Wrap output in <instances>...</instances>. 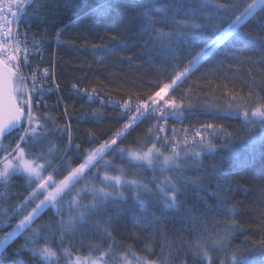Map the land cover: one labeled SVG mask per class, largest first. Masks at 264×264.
<instances>
[{
	"label": "snow or ice",
	"instance_id": "6c2138e0",
	"mask_svg": "<svg viewBox=\"0 0 264 264\" xmlns=\"http://www.w3.org/2000/svg\"><path fill=\"white\" fill-rule=\"evenodd\" d=\"M112 2L118 3L119 0ZM57 4L58 0H0V232L10 229L0 237V253L6 251L14 238L27 232L25 242L13 250L14 255L27 250L35 264H60L62 256L70 258L71 251L64 248L62 254L58 253L52 246V237L42 236L48 229L60 233L58 239L62 245L66 235H74L78 229L93 235L102 233V241L112 240L111 224L128 213L144 229L160 224L162 219L168 218L169 212L194 229L209 213L231 215L236 209L229 207L225 210L226 201L219 194L224 190L222 181H217V191L211 193L218 203L209 205L199 197V193L211 187L208 181L213 177L224 174L217 164L205 166L203 156L226 149L228 154L221 157L220 165L229 163L236 153L235 147L230 144L233 134L225 132L223 126L217 129L215 124L206 123L193 129L177 130L173 127L172 138L169 139L167 122L170 119L182 121L193 114L185 110L192 108L191 103L185 104L188 90L182 93L178 90L195 71L213 58H221V65L225 61L236 62L239 59L235 49L226 45L242 44L245 49L264 50V36L257 38L250 29L245 30L251 21H255V27L264 32V18H257L256 15L258 11L264 12V0H166L159 7L162 13L159 19L152 15L156 6L151 0H135L145 37V54L153 57L146 63L161 66L156 68L146 85L141 83L135 91L128 92L126 99L107 101L117 111L115 119L123 122L107 138H98L93 132H87L90 147L82 154L80 144L72 149L73 140L67 128H53L50 124H56L55 117L47 111L43 116L40 114L39 105L44 94L41 81L49 75L48 70H43L42 77L35 70L30 76L24 72L30 66L28 57L32 49L39 50L40 41L21 33L18 25H30L34 18L43 23L48 16H54L59 11L55 6ZM64 4L66 8L75 7L74 0H64ZM92 11L100 16H106L109 11H115L117 15L125 14L118 7L111 8L108 3ZM181 11L183 19L177 20L175 16ZM169 20L173 31L163 32L156 28L158 23L167 24ZM13 23L17 24L15 30ZM198 43H202L203 47L196 51ZM246 62L258 63L264 68V61ZM164 64L167 66L164 67ZM72 87L75 89L76 85ZM81 91L88 95L90 102L94 100L95 89L93 92ZM224 98L226 103L222 109L213 111L208 105L203 110L204 114L215 118L234 114L241 121V131L247 132L241 137L244 147L264 143V78L257 81L253 77L246 96L239 92H226ZM104 103L101 99V104ZM92 115L95 117L97 113ZM145 121L150 122L146 132L134 142L125 143V137ZM65 131H69V135L63 149L48 140L56 133H60L58 138L63 139ZM216 138L222 141L219 146L215 143ZM37 148L41 150L33 154L32 150ZM69 151H73L74 158L80 163L75 167L69 163L64 169L66 175L57 179L61 169L54 163L59 161V165L63 166ZM130 168L136 169L131 178L128 175ZM145 168L153 172L152 178L147 181L139 178ZM157 171L163 179L157 180ZM189 171L199 174L189 175ZM16 176L24 177L31 190L19 204L6 206L11 198V181ZM81 181H84L83 186L77 187ZM228 191H232L230 186ZM127 192L131 193V206L128 205ZM192 193L197 194V200L192 206H187V197ZM68 197L70 199H66ZM82 200H87V203H81ZM201 202L202 212L193 215L196 203ZM31 204L35 206L28 210ZM137 204L143 206L142 214L136 212ZM156 208H159L160 216L152 211ZM46 209L54 210V215L60 219L55 224L51 221L44 225L36 224ZM13 220L17 222L13 224ZM93 220L95 223L90 224ZM236 227L233 221L224 232L217 231L212 240V250L226 249ZM157 232L162 240H166L162 229L152 227L151 235L155 236ZM175 243L178 247L173 248V241L166 240L162 245L168 247L166 255L162 253L155 260L137 258L136 264H187V252L185 258H180L183 250L191 251L193 259L200 264L203 261L212 264L213 258L206 242L196 239L194 243H189L178 232ZM114 249V242L108 245L106 251L92 246V250L99 254L95 258L91 255L85 259L77 257L74 264H121V261L128 264L127 256H115ZM148 250L151 251V246ZM229 255L230 262L227 259ZM258 258L260 264H264V239L251 248L225 253L220 258V264H253ZM20 264L25 262L21 260ZM69 264H72L70 260Z\"/></svg>",
	"mask_w": 264,
	"mask_h": 264
},
{
	"label": "trees",
	"instance_id": "16d2710c",
	"mask_svg": "<svg viewBox=\"0 0 264 264\" xmlns=\"http://www.w3.org/2000/svg\"><path fill=\"white\" fill-rule=\"evenodd\" d=\"M151 2L156 6L152 15L159 19L162 16L159 7L166 0H151ZM74 3L75 7L66 8L64 0H58V4L55 6L59 8V11L54 16H48L43 23L34 18L30 25L20 23L18 27L21 33H26L29 38L34 36L40 41L39 50L33 48L28 57L30 66L24 69L25 74L30 76L31 72L35 70L37 75L42 77L44 69H47L49 73L41 81L44 84V94L40 100V114L43 116L47 111L49 115L55 117L56 124H50L53 128H67L71 132L73 140L72 149L75 150L76 144H80L82 154L85 149L90 147L87 132H93L98 138H107L123 122L115 119L117 111H114L113 105L107 101L126 99L128 92L135 91L141 83L146 85L156 68L161 65L146 63L153 57L145 54L143 47L145 37L142 34L141 20L137 16L138 9L135 6V0H119L118 3H113L112 0H74ZM104 3H108L113 9L120 8L125 14L117 15L115 11H109L106 16H100L92 11ZM169 15L171 16V13ZM256 15L257 18H264V12L258 11ZM183 16L184 13L181 11L176 14L175 18L180 20L183 19ZM156 28L163 32L173 31L171 20L167 24L158 23ZM249 29L257 38L264 36V32L255 27V21H251L249 28L245 30ZM58 32L59 37L57 36ZM226 46L234 48L239 59L236 62L225 61L221 65L219 63L221 58H213L199 71L194 72L191 78L178 90L180 93L188 90V99L185 104L191 103L192 108L185 110L191 111L193 114L182 121L170 119L167 122V136L169 139L172 138L171 129L173 127L177 130L193 129L200 128L202 124L206 123L215 124L217 129L223 126L225 132L233 134L230 144L235 147L236 153L229 163L220 165L221 157L228 154L226 149L203 156L205 166L217 164L223 169L224 174L208 181L211 187L201 191L199 197H202L203 201L209 205L218 203L216 197L211 193L217 191V181H222L224 190L219 194L222 200L226 201L224 208L227 210L229 207H235L236 210L229 216L217 215L215 212L209 213L202 217L195 229L182 222L172 212L167 213L168 218L162 219L160 224L150 225L144 229L139 227L131 213H128L113 221L109 228L113 234L112 240L108 241L101 240L102 233L93 235L84 229H78L74 235L68 233L61 245L58 239L60 233L48 229L42 233V236L52 237V246L58 253L62 254L64 248H69L71 256L87 258L91 255L95 258L99 253L98 251L94 252L92 246H98L99 251H106L108 245L114 242L113 254L115 256L126 255L128 264H136L137 258L155 260L162 253L166 255L168 247H162L166 240L173 241V248L178 247L175 241L179 232L180 236L189 243H194L196 239L206 242L213 258L212 264H220V258L224 257L225 253L251 248L254 243L264 239V219L261 218L264 217V193H262V189H264V156H261V153H264V143H257L251 148L244 147L241 137L246 136L247 132L246 130L241 131V121L236 119L234 114L215 118L203 112L208 105L212 106L211 110L213 111L217 108L222 109L226 103L224 98L226 92H239L246 96L248 84L251 83L253 77L257 81L264 78V68L260 64L246 62L249 60L264 61V50L245 49L242 44ZM200 47H203L202 43L196 45V51ZM148 48L151 49L152 45L149 44ZM155 59L158 60V58ZM73 84L76 85L75 89L72 87ZM85 89L87 92H93L95 89L92 102L89 101L88 95L81 91ZM101 99L106 103L102 105ZM45 105H47L46 109ZM93 112H96L97 116L94 117ZM149 123L145 121L140 124L131 135L125 137L124 142L132 143L142 136ZM69 131L63 133V139H59L61 134L56 133L55 136L48 137V140L63 149L67 145ZM219 135L223 136L224 133H219ZM215 143L219 146L222 141L216 138ZM40 150L37 148L32 151L33 154H36ZM82 158L81 155V160ZM69 163L72 167L80 163V160L74 158L73 151L67 153L63 166L59 165V161L54 163V166L61 169L57 179H62L63 175H66L64 169ZM190 166L194 167V165ZM135 171L134 168L129 169V178ZM188 174L199 173L189 171ZM155 175L157 180L163 179L159 171ZM152 176L153 172L146 168L139 174V178L145 181L151 179ZM83 184L84 181H81L77 187H82ZM229 186L232 191H228ZM152 187L154 188V185ZM30 190L24 177H14L11 181V198L6 206L14 207L19 204ZM126 195L129 196L128 205L131 206V193L127 192ZM66 199H70V197ZM196 200L197 194H190L186 200L187 206H192ZM81 203H87V200H82ZM34 206V204L29 205L28 210ZM142 207V205H135L136 212L142 214ZM195 207L196 212L193 215L202 212V202L196 203ZM152 211L157 216L161 215L159 208L152 209ZM59 219L60 217L54 215V210L46 209L37 219L36 224L44 225L49 221L55 224ZM233 221L238 227L229 237L228 247L223 251L212 250L215 233L217 231L224 232ZM16 222V220L12 221L13 224ZM89 223L94 224L95 220ZM101 226L103 227L102 222ZM152 227L162 229L166 240H162L159 232L152 236ZM9 230L6 228L0 232V237ZM27 235L28 233L25 232L10 242L6 251L0 253V264H20L21 260L25 264H35L30 259V253L27 250L20 255L13 254V250L25 242ZM144 237H148V239H144ZM148 246H151V251L148 250ZM186 252L187 264H200L199 261L193 259L192 252L188 250L181 251L180 258H185ZM227 259L230 262L231 256L229 255ZM60 264H66V258L63 256ZM203 264H208V262L203 261ZM253 264H260L259 258Z\"/></svg>",
	"mask_w": 264,
	"mask_h": 264
},
{
	"label": "rangeland",
	"instance_id": "374dc122",
	"mask_svg": "<svg viewBox=\"0 0 264 264\" xmlns=\"http://www.w3.org/2000/svg\"><path fill=\"white\" fill-rule=\"evenodd\" d=\"M76 258H77V256H70V258H66V264H69V260L72 262V264H74ZM81 259H85V258H81ZM121 264H125V262L121 261Z\"/></svg>",
	"mask_w": 264,
	"mask_h": 264
},
{
	"label": "built area",
	"instance_id": "2783aa9c",
	"mask_svg": "<svg viewBox=\"0 0 264 264\" xmlns=\"http://www.w3.org/2000/svg\"><path fill=\"white\" fill-rule=\"evenodd\" d=\"M16 26H17V24L13 23L12 27H13L14 30H15Z\"/></svg>",
	"mask_w": 264,
	"mask_h": 264
}]
</instances>
